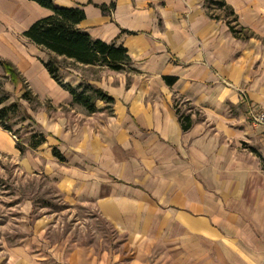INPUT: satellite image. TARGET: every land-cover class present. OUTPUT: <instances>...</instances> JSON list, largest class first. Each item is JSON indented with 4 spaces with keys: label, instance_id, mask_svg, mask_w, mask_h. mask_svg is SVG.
I'll return each instance as SVG.
<instances>
[{
    "label": "crops",
    "instance_id": "obj_1",
    "mask_svg": "<svg viewBox=\"0 0 264 264\" xmlns=\"http://www.w3.org/2000/svg\"><path fill=\"white\" fill-rule=\"evenodd\" d=\"M224 2L248 39L212 18L206 0H54L81 8L78 27L131 59L123 71L77 64L100 68L87 82L114 99L106 113L101 100L94 112L74 103L44 66L47 52L24 38L51 11L0 0V61L58 105L56 118L28 113L46 139L25 152L43 150L62 197L93 205L124 234L115 252L43 244L36 234L8 247L0 264H264V127L248 118L264 108V0ZM69 71L64 82L84 80ZM175 109L190 115L188 130ZM0 153L23 155L1 126Z\"/></svg>",
    "mask_w": 264,
    "mask_h": 264
},
{
    "label": "rangeland",
    "instance_id": "obj_2",
    "mask_svg": "<svg viewBox=\"0 0 264 264\" xmlns=\"http://www.w3.org/2000/svg\"><path fill=\"white\" fill-rule=\"evenodd\" d=\"M212 14L227 18L223 9H212ZM49 58L48 55L46 59ZM57 62L61 76L73 74L70 69L80 73L85 82L101 77L100 68H84L64 58H57ZM26 90L19 76H10L0 65V97H7L2 105L14 101L19 104V112L13 121L30 112H45L50 117H58V105L48 98H36L32 102L23 100L21 95ZM182 105L183 111L189 107L188 104ZM107 112L111 111L108 109ZM194 112L198 116L197 111ZM26 121L12 125L14 139L19 138L27 144L30 132L46 133L41 124ZM43 153V150H28L18 157L0 153V263L8 247L36 234L41 243L52 246L77 242L91 245L98 251H118L124 234L108 224L93 205L65 200L58 192L57 178L46 170ZM35 159H40V163L35 164Z\"/></svg>",
    "mask_w": 264,
    "mask_h": 264
},
{
    "label": "trees",
    "instance_id": "obj_3",
    "mask_svg": "<svg viewBox=\"0 0 264 264\" xmlns=\"http://www.w3.org/2000/svg\"><path fill=\"white\" fill-rule=\"evenodd\" d=\"M40 6L47 8L51 14L35 21L26 31L23 32L24 38L44 50L49 55V59L44 62V66L50 76L65 90L69 92L72 101L84 107L88 112L96 111L94 102L101 100L106 104V108H111L114 99L107 95L98 87L82 81L76 86H72L68 82H64L60 78L58 57L69 59L75 64L92 65L105 67L114 71H123L129 69L131 59L126 49L121 45L106 43L104 41L93 39L87 32L81 30L78 24L84 19V11L79 7H61L54 3V0H31ZM207 7L211 9H223L225 11L226 23L231 33L241 39H248L252 34L246 28L237 23V17L232 8L227 5L224 0H206ZM103 12L107 11L105 6H101ZM214 19H219L218 15H211ZM231 17V19H228ZM0 65L4 71L10 76H19L13 66L5 61H0ZM22 79V78H21ZM23 80V79H22ZM167 82L174 79L165 77ZM27 88V85L25 84ZM23 100L32 102L36 97L27 88L21 95ZM7 97H0V126L12 133V125L17 122L29 120L34 124L33 119L28 114H23L18 121H13L14 116L19 112V104L12 102L4 104ZM178 121L182 130L186 131L190 128L192 120L189 114L180 113L175 109ZM13 134V133H12ZM15 135V134H13ZM46 135L42 131L30 132L28 143H22L18 138L16 147L20 154H23L27 148L36 149L45 142ZM52 154L57 159L62 160L60 153L53 148Z\"/></svg>",
    "mask_w": 264,
    "mask_h": 264
},
{
    "label": "built area",
    "instance_id": "obj_4",
    "mask_svg": "<svg viewBox=\"0 0 264 264\" xmlns=\"http://www.w3.org/2000/svg\"><path fill=\"white\" fill-rule=\"evenodd\" d=\"M248 118L252 124L264 127V108L260 111H250Z\"/></svg>",
    "mask_w": 264,
    "mask_h": 264
}]
</instances>
